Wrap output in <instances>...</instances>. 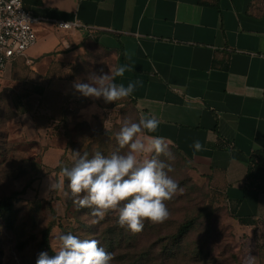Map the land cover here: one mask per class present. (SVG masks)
<instances>
[{"label":"crops","instance_id":"obj_1","mask_svg":"<svg viewBox=\"0 0 264 264\" xmlns=\"http://www.w3.org/2000/svg\"><path fill=\"white\" fill-rule=\"evenodd\" d=\"M39 18L38 41L7 70L39 97L26 104L25 136L57 167L68 152L69 110L91 122L108 106L74 87L73 57L95 43L128 65L116 83H135L139 117L172 142L192 169L224 194L239 220L264 229V181L250 177V157L264 151V15L255 0H24ZM61 22L85 27L63 29ZM80 82V81H79ZM42 88L43 93L36 92ZM63 101H41L46 91ZM21 118V116H20ZM19 118V119H20ZM200 140L205 151L194 152Z\"/></svg>","mask_w":264,"mask_h":264},{"label":"rangeland","instance_id":"obj_2","mask_svg":"<svg viewBox=\"0 0 264 264\" xmlns=\"http://www.w3.org/2000/svg\"><path fill=\"white\" fill-rule=\"evenodd\" d=\"M257 1L264 15V0ZM85 48L70 63L75 82H88L90 74H99L101 69L108 73L115 68V58L109 51L89 41ZM27 87L24 81L9 79L7 73L0 78V199H12L15 207L11 215L0 214V264H36L41 252L54 256L52 248L58 243L57 237L67 233L98 240L101 247L114 254L112 264H264V229L234 216L222 191L171 148L175 159H160L171 164L169 175L184 191L165 202L170 212L166 221H145L143 230L134 234L118 225V214L109 212L92 225L91 210H76L70 196L64 195L69 191L66 178L54 166L42 162L44 152L36 141L25 136L26 104L36 97L35 89ZM56 91H46L41 101H63V95ZM97 100L108 106V119L95 114L88 122L79 118L77 111L68 109L64 167L72 166V152H87V139L93 133L107 137H99L92 146L97 148L107 139L109 146L125 151L119 149L116 135L126 121L138 122L135 106L125 99L112 103ZM50 180L62 182L63 189L51 190ZM188 221L193 227L177 240L179 227ZM107 229L105 243L103 232Z\"/></svg>","mask_w":264,"mask_h":264},{"label":"clouds","instance_id":"obj_3","mask_svg":"<svg viewBox=\"0 0 264 264\" xmlns=\"http://www.w3.org/2000/svg\"><path fill=\"white\" fill-rule=\"evenodd\" d=\"M131 71L121 65L105 73H92L88 82H74V89L84 97L103 99L105 103L123 100L133 94L136 84H117L116 78ZM160 121L155 116L141 115L138 122H125L116 135L119 149L105 156L100 152L81 154L72 152V166L61 169L68 181L64 195L73 200L77 211L90 209L95 225L109 212L118 214L117 223L132 233H139L145 221L153 224L166 221L170 212L166 201L183 193L169 173L171 164L161 156L174 160L170 149L172 142L155 133ZM194 152L205 151L200 140L193 142ZM191 163V161H189ZM51 190H62V182L50 180ZM54 256L41 252L36 264H112L114 254L100 246L96 239L81 238L72 233L60 234Z\"/></svg>","mask_w":264,"mask_h":264},{"label":"built area","instance_id":"obj_4","mask_svg":"<svg viewBox=\"0 0 264 264\" xmlns=\"http://www.w3.org/2000/svg\"><path fill=\"white\" fill-rule=\"evenodd\" d=\"M39 18L26 9L24 0H0V78L4 77L8 68L21 57L27 63V51L37 41L36 23ZM63 29L85 27L80 22H61Z\"/></svg>","mask_w":264,"mask_h":264},{"label":"trees","instance_id":"obj_5","mask_svg":"<svg viewBox=\"0 0 264 264\" xmlns=\"http://www.w3.org/2000/svg\"><path fill=\"white\" fill-rule=\"evenodd\" d=\"M256 2H258L257 0H255ZM36 92L38 93H43L42 88H37ZM132 102V101H130ZM133 103V102H132ZM134 105V104H133ZM68 118V117H67ZM67 126V123H66ZM66 133V132H65ZM102 136H106V134H103L101 132H97V133H93L87 140H88V147L86 148L87 153H89V157L91 158V156L96 153V152H100L101 154L105 155V156H109L111 155L114 151H118L117 150V146L111 147L109 146V142L107 141V139H104L103 141H101L97 148L96 146H92L96 145V141L98 140V138L102 137ZM103 138V137H102ZM101 143L104 144H108V146H103L101 145ZM170 148L172 150H174L175 152H177L181 157H183L186 162L188 163L187 159L182 155V153H180L177 149L173 148L170 146ZM66 154L63 155L62 160L60 162V164L55 167V169L57 170V172L61 173V169L64 167L63 165V158ZM162 157V156H161ZM250 177H252L254 180L255 179H259L261 181H264V151L260 150V151H255L250 159ZM62 174V173H61ZM65 187L67 188V184L68 181L67 179H65ZM15 211V207H14V202L12 199L10 198H3L0 199V214H13ZM243 223H249L246 220H242ZM193 227V222L188 221L183 223L178 230V233L175 235L177 240H180L182 238H184V236L190 231V229ZM49 233H50V229L45 231V240L46 242L48 241L49 238ZM103 239L105 243H108V229L105 230L103 232Z\"/></svg>","mask_w":264,"mask_h":264}]
</instances>
